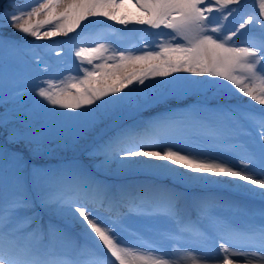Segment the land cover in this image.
Listing matches in <instances>:
<instances>
[{"label":"snow or ice","instance_id":"snow-or-ice-1","mask_svg":"<svg viewBox=\"0 0 264 264\" xmlns=\"http://www.w3.org/2000/svg\"><path fill=\"white\" fill-rule=\"evenodd\" d=\"M243 4L10 0L4 6L0 264H264V0L252 12ZM234 16L238 24L225 31ZM250 25L259 38L242 40ZM7 28L19 38L6 36ZM153 29L160 30L159 42H144L140 51L109 42ZM61 36L78 71L42 78L50 60L61 63L55 58L65 48L36 42L56 44ZM177 73L210 79L177 80ZM157 78L163 83H146ZM188 95L198 99L184 111L165 107L138 118L170 96ZM89 136L90 168L75 159L30 162L51 156L58 139L75 145ZM137 171L171 186L112 179Z\"/></svg>","mask_w":264,"mask_h":264},{"label":"rangeland","instance_id":"rangeland-1","mask_svg":"<svg viewBox=\"0 0 264 264\" xmlns=\"http://www.w3.org/2000/svg\"><path fill=\"white\" fill-rule=\"evenodd\" d=\"M26 1V0H25ZM10 2V0H0V10L2 8H4L5 5H8ZM258 8V0H244V4H243V8L241 9L242 11H248V12H252L255 11ZM210 20L213 24H216L219 21V14L217 13H213V16L210 17ZM240 18L238 16H234V17H230L228 21L224 22L225 23V31H232L235 29L236 25L238 24ZM107 23L112 24L113 22L108 21ZM99 27H103V25H99ZM114 27L116 29H122L123 26L115 24ZM133 27H140V26H133L130 25L129 28H133ZM79 31V30H77ZM126 31V30H125ZM160 30H151L152 34H148V33H133L130 34L126 37L121 38V36H117V35H113L109 37V42L113 43V45L117 48H129V47H134V49L136 51H140L141 50V44L144 42L149 43L150 46H154L156 43L159 42L160 37L159 35H156L155 33L159 32ZM164 32H167L169 30H163ZM4 34L6 36H15L16 38H19L20 34H16L15 30L12 28H7L4 30ZM71 36H75L76 33H72L70 34ZM260 36V30L257 28H253L251 25L249 26L248 29L244 30V34L241 37L242 40H246V39H258ZM141 37H143V39H141ZM61 39L60 43L57 42L56 39ZM33 38L31 37H27V40L31 43L33 40H31ZM235 39V38H234ZM54 40L57 42L56 44H53L52 41H37L36 43L39 44H46V45H52L53 47H56L57 50H59V48L61 46H63L65 48V52L61 57L55 58L61 61L60 64H55L52 60L49 61V64H52L53 67L50 69V71L48 73H44L42 74V78H56V79H60L63 76L67 75L69 72H71L73 75H75L78 71L77 69V65H78V61L76 60V58L72 55H70L68 53V46L67 44H64L63 42L68 40V37H56L54 38ZM174 77L177 80L180 79H192V80H204V79H210L207 77H199V76H194L192 74H188V73H177V74H173ZM173 79V77H168L167 80L171 81ZM163 83V81H161L159 78H157L156 81H146V83ZM30 83H35V82H30ZM226 83V82H225ZM136 85H131L129 86V88H135ZM142 87V86H141ZM129 91V89H125V92ZM205 96L207 98H211V92H207L205 93ZM205 96L199 97L200 99H204ZM170 98V99H169ZM168 98L167 102H171V104L173 105L174 102L176 103H187L189 102V104H194L196 99H198V97L194 96V95H188L185 97H176V96H170ZM245 101H247L248 98H244ZM166 105H170V104H166ZM159 106H156L154 108H157ZM257 113H259V109L261 106L258 105H254ZM151 110V109H150ZM147 110V111H150ZM3 109H0V112H2ZM146 111V112H147ZM127 119V117H125ZM0 132H2V130H0ZM5 139V134H0V142H3ZM91 142V136H89L86 139H81L77 144L73 145L71 143L70 139H58L56 141L53 142V144L51 145V147L54 148V151L52 152L51 156L46 157L43 160H39V161H30L31 163H40V164H46V165H50V166H57L63 163H67L71 160H79L81 161L83 164H85L86 166L91 165V162L88 160V157L86 156L85 152L86 149L88 148V146L90 145ZM57 145H60L59 147ZM198 145L193 143L191 145V147H197ZM12 147H16V146H12ZM22 148V146H20ZM181 148H186L189 147V145L187 144H183V146H180ZM28 154L25 151V157L27 158ZM182 171L184 169H181ZM136 172H133L131 174H129L128 176L132 177L135 176L136 174H134ZM141 175V174H140ZM215 178V177H214ZM116 179V178H114ZM119 179V178H118ZM219 179H224L223 177H220ZM38 211H41L39 208L37 209ZM161 227L166 228L167 224L165 222H161ZM77 230H79L78 228H76ZM215 248V245L214 247ZM204 251H209L210 254L212 255H217L218 254V249L214 252L210 251L208 248H204ZM165 251H170V246L167 247V249H165Z\"/></svg>","mask_w":264,"mask_h":264},{"label":"bare ground","instance_id":"bare-ground-1","mask_svg":"<svg viewBox=\"0 0 264 264\" xmlns=\"http://www.w3.org/2000/svg\"><path fill=\"white\" fill-rule=\"evenodd\" d=\"M160 112H161V111H160ZM156 115H157V114H156ZM156 115H154V116H156ZM154 116H152V117H154ZM138 118H147V117H143V116L141 115V117H138ZM180 146H183V144L180 145ZM153 162H154V163H166L165 161H159V160H155V159H153ZM173 167H177V166H176V165H173ZM134 174H136V175H138V176H141V177H143V179H147V180H149V179L159 180L160 183H164V184H167V185L171 186V181H169V180H162V179H159V178L153 177V176H151L150 174H148V173H146V172L137 171V172L134 173ZM140 174H141V175H140ZM120 178H123V177H119V179H120ZM124 178H126V177H124ZM116 179H118V178H116ZM214 179H215V178H214ZM191 191H192L193 194H197V193H199V190H191ZM43 215L47 217L46 214H43Z\"/></svg>","mask_w":264,"mask_h":264},{"label":"trees","instance_id":"trees-1","mask_svg":"<svg viewBox=\"0 0 264 264\" xmlns=\"http://www.w3.org/2000/svg\"><path fill=\"white\" fill-rule=\"evenodd\" d=\"M15 2L17 3V4H21V5H23V4H26V3H28V2H30V0H15ZM3 10V8L0 10V11H2Z\"/></svg>","mask_w":264,"mask_h":264}]
</instances>
